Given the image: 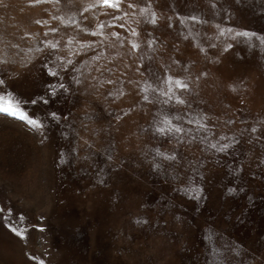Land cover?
Segmentation results:
<instances>
[{
  "label": "rangeland",
  "instance_id": "obj_1",
  "mask_svg": "<svg viewBox=\"0 0 264 264\" xmlns=\"http://www.w3.org/2000/svg\"><path fill=\"white\" fill-rule=\"evenodd\" d=\"M93 3L0 0V264H264V0Z\"/></svg>",
  "mask_w": 264,
  "mask_h": 264
},
{
  "label": "snow or ice",
  "instance_id": "obj_2",
  "mask_svg": "<svg viewBox=\"0 0 264 264\" xmlns=\"http://www.w3.org/2000/svg\"><path fill=\"white\" fill-rule=\"evenodd\" d=\"M43 2H48V0H35V3H43ZM56 3H59V0H55ZM100 4L103 7H108V8H119L121 0H95V3L89 5V7H95L96 4ZM130 8L134 7L132 4L128 5ZM88 9L86 8L85 11H87ZM141 11H146V9H141ZM153 17H155V13H153ZM55 18V17H54ZM121 17H115V19H120ZM192 19H195V17H193ZM155 18L152 20V23H155ZM37 23H39V21H37ZM46 23V22H45ZM98 27L103 28L104 25L100 24ZM120 27H123V25H120ZM52 31H56V29H52ZM227 31L231 32V29H228ZM92 35H96V32L91 33ZM136 31L135 29L132 30V35H136ZM223 34V32H222ZM47 35V33L45 34ZM113 36H118V33H112ZM256 34L255 33H249V32H237L236 36L238 37H254ZM261 40V43H264V38H259ZM51 43V42H50ZM52 48L56 47V44H51ZM132 47L135 49L136 47H138V45L133 44ZM228 47H231V45H229ZM227 50V49H225ZM70 63V61H69ZM57 73L55 71H51L50 75L55 76ZM171 79V78H169ZM3 81H0V84H2ZM177 84L178 87H184L186 88L187 85L186 84H182L181 81H176L175 82ZM61 87H63V85H61ZM146 90V89H145ZM145 100L148 99L147 96L144 97ZM179 103H183V101H179ZM0 113L2 114H6L9 116H13L17 119H21L26 121L30 126L34 127V128H39L42 125L35 119L33 118H29L25 113H23L19 107L17 105H14L11 103L10 100H6L5 97L3 95H0ZM55 114H53L54 116ZM157 131L162 132L163 129H157ZM175 131L179 132L181 131L180 128H175ZM253 131H255V129H253ZM213 147H215V145H213ZM169 159H174L175 157H168ZM16 235L21 236V238H23L22 236V232L26 231V229L24 230H16L15 228L12 229ZM33 259L35 260L36 258L33 257ZM39 264H43V261H40Z\"/></svg>",
  "mask_w": 264,
  "mask_h": 264
}]
</instances>
